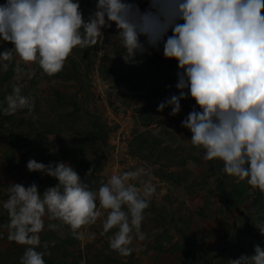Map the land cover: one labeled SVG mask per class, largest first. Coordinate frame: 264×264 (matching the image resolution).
I'll return each mask as SVG.
<instances>
[{
    "label": "rangeland",
    "instance_id": "1",
    "mask_svg": "<svg viewBox=\"0 0 264 264\" xmlns=\"http://www.w3.org/2000/svg\"><path fill=\"white\" fill-rule=\"evenodd\" d=\"M82 1L90 2L80 6L87 21L96 4ZM135 2L142 11L149 7L148 0ZM102 33L96 46L73 49L60 76L38 72L33 64L35 76L17 80L18 58L9 68L12 75L0 68V264H19L27 247L8 239L9 216L3 208L8 185L35 182L43 193L57 183L40 172H29L30 159L70 163L93 191L112 174L138 167L145 168L156 185L141 226L146 239H134V251L127 257L109 246L116 229L103 232L106 213L83 230L84 239L74 238L61 221L45 217L36 250L56 264H220L232 259L239 247H245L248 256L255 254V245L264 249V235L254 225L264 220V193L246 180L237 182L226 175L222 161L205 160L203 150L190 143V131L179 122L183 120L169 114L170 107L157 111L159 103L176 91L178 62L164 58L161 44L158 50L149 49L151 55L137 56L142 63L127 64L115 24ZM171 35L169 30L167 36ZM14 85L34 106L5 121L2 109ZM148 115L150 126L144 127ZM145 130L158 135V142L135 146L131 155L129 144ZM26 132L31 136L23 140ZM15 139L23 143L17 147ZM86 166L92 169L89 175ZM49 224L57 227L49 229ZM87 233H95V239L89 240ZM182 244L195 251V261L179 249Z\"/></svg>",
    "mask_w": 264,
    "mask_h": 264
},
{
    "label": "clouds",
    "instance_id": "2",
    "mask_svg": "<svg viewBox=\"0 0 264 264\" xmlns=\"http://www.w3.org/2000/svg\"><path fill=\"white\" fill-rule=\"evenodd\" d=\"M148 4L142 11L135 0H97L85 21L79 0H5L0 4V40L13 47L0 52L4 62L0 68L7 71L18 58L17 80L35 76L33 64L44 74L55 75L74 48L96 46L102 29L113 23L127 64L142 63L137 56L151 55L150 48L158 50L163 44L164 58L178 62L179 95L160 102L157 111L170 107L169 114L175 116L181 111L180 101L190 96L196 107L181 124L191 133L190 143L203 150L205 160L222 161L226 175L237 182L246 180L264 193V0H148ZM5 100V115L34 106L18 85ZM26 167L57 183L43 193L35 182L8 185L3 203L9 216L8 239L27 246L19 264H45L44 253L36 250L45 217L61 221L74 238L84 239L83 230L106 213L103 232L116 229L109 246L124 257L134 251V239H146L141 226L156 185L145 168L114 173L93 191L68 162L30 159ZM254 225L264 235V220ZM48 227L54 230L57 225ZM87 238L95 239V233H87ZM254 253L229 264H264V249L255 245Z\"/></svg>",
    "mask_w": 264,
    "mask_h": 264
},
{
    "label": "trees",
    "instance_id": "3",
    "mask_svg": "<svg viewBox=\"0 0 264 264\" xmlns=\"http://www.w3.org/2000/svg\"><path fill=\"white\" fill-rule=\"evenodd\" d=\"M79 3H80V6H84V5H87V4L90 3V2H89V1H82V0H79ZM0 4H3V1H2V0H0ZM82 14H83V13H82ZM83 18L85 19V15H84V14H83ZM12 47H13V45H12L11 43L4 42V41L0 40V52L4 51L5 49H10V48H12ZM117 59H118V60L121 59L120 56H119L118 54H117ZM12 65H13V62L10 64L9 68H10ZM38 72H42V70L39 69ZM5 74H6V76H10V75L13 74V72H12L10 69H8L7 71H5ZM53 76H56V77H57V76H60V73H57V74H55V75H53ZM2 117H3V120L6 121V119L10 118V115H5V114H4ZM150 118H151V116L148 115V116H147V119H146L145 121L143 120V126H144V127H148V126H150V124H149V119H150ZM3 120L1 121V125H2ZM157 134H158V133H157ZM30 136H31V133H27V132H26V133H24V135L22 136V139H23V140H27L28 138H30ZM155 136H156V135H155L154 133H152L151 131H148V130H145L144 132H140V133L135 134V136L133 137V140H132L131 143L129 144V150H130V152H131V155H132V154L134 155V151H135V150L133 151V149H134L135 146L141 148V146H142L143 144H148V143H150V142H158L157 139H156V137H157L158 135H157L156 137H155ZM13 142L16 144L17 147H19V144H20V143H23V141L20 142V141H18L17 139H15V141H13ZM86 168L91 169V168L88 167V166H86ZM236 198H240V194H237V195H236ZM185 238H188V237L185 236ZM62 241H63V242H66L67 240H66V239H63ZM262 245H263V244H262ZM179 249L183 252V254L186 256V258L189 259V261L193 262V261L196 260V255H195V253H194V251H193V249H192L191 247L182 244V245L179 246ZM248 254H249V252H248V250H247L245 247H239V249L236 250V251L233 253V255H232V259H227V260H225V261H222L220 264H229V261H230V260L238 259V258H240L242 255H247V256H248ZM64 255H66V254L63 253L62 256H64ZM44 260H45V264H56L54 259H47V258H45Z\"/></svg>",
    "mask_w": 264,
    "mask_h": 264
},
{
    "label": "crops",
    "instance_id": "4",
    "mask_svg": "<svg viewBox=\"0 0 264 264\" xmlns=\"http://www.w3.org/2000/svg\"><path fill=\"white\" fill-rule=\"evenodd\" d=\"M91 1L95 2V4L97 3V0H91ZM174 72H177V71H174ZM176 83H177V81L175 82V85H176ZM175 90L176 91L174 92V95H179V91L177 90V88ZM171 95H173V94H171V93L168 94V96H171ZM180 104H181V111L177 114V116H178V118H181V120H184L187 117V115L193 110V108L196 107V105H195V101L193 99H191V97H188L187 99L181 100ZM179 122L182 123V121H179ZM194 253H195V251H194Z\"/></svg>",
    "mask_w": 264,
    "mask_h": 264
},
{
    "label": "built area",
    "instance_id": "5",
    "mask_svg": "<svg viewBox=\"0 0 264 264\" xmlns=\"http://www.w3.org/2000/svg\"><path fill=\"white\" fill-rule=\"evenodd\" d=\"M3 1V3H5V0H2Z\"/></svg>",
    "mask_w": 264,
    "mask_h": 264
}]
</instances>
